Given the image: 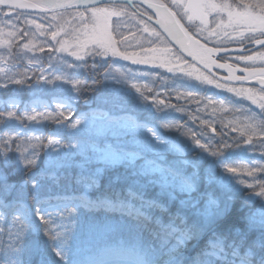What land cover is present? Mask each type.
<instances>
[{
  "label": "snow or ice",
  "instance_id": "6c2138e0",
  "mask_svg": "<svg viewBox=\"0 0 264 264\" xmlns=\"http://www.w3.org/2000/svg\"><path fill=\"white\" fill-rule=\"evenodd\" d=\"M0 6V17H7L0 19V36L5 35L7 28L9 41L7 52L0 53V88L22 86L13 89L7 108L0 109V264H34V258H38L35 264H264V176L256 175L257 171L264 173V167L254 165L245 170L243 175L249 180L217 171L222 168L226 173H238L237 167L227 162L242 144L264 148V79L259 81V90L222 82L251 78L235 76L236 71L264 74V66L235 67L213 59L221 51L231 50V45L219 42L222 32L232 38V33L223 31L228 27L239 35L241 45H264V0L235 6L228 0H202L198 4L171 0V11L163 4H151L158 17L159 10L165 9L166 15L157 21L163 31L145 24L143 30L155 39L141 49L155 52L157 48L151 45H159L162 51L171 53L160 61L137 59L135 52L128 51L124 44L127 36L119 30L120 19L113 21L109 30L112 16L124 15L137 24L143 23L138 17L146 13L134 0H0ZM22 9L34 11H18ZM37 11L51 13L40 17L49 21L47 28L27 19ZM208 16H212L211 26ZM21 19L34 24L36 32L20 28L17 21ZM197 19L199 24L195 23ZM185 20L187 23H183ZM242 26L253 34L245 37L239 31ZM37 34L44 39L37 42ZM25 37L26 42L19 45L18 41ZM184 41L199 50L201 67L188 65L183 59L181 52L192 54ZM173 42L180 45L179 50L173 51L169 46ZM209 43L212 47L207 46ZM37 52L46 55H36ZM257 57L264 61V51L236 55L233 59L254 61ZM120 61L166 68L173 74L168 79L178 85L175 99L197 104L195 113L203 110L199 97L205 90L199 85H212L250 100L260 112L217 93L206 94L205 99L216 105L213 113H232L227 123L223 116L202 120L186 106L165 104L159 94L149 105L144 93L151 89L140 81L153 73ZM213 67L226 68L228 76L217 78ZM89 69L92 74L85 77L83 73ZM97 69L103 70L100 81L95 78ZM98 83L103 85L105 101L126 113L118 117L100 114L104 120L100 125L96 123L97 113H78L75 109L80 93L98 90ZM23 87L31 90L32 98L21 108L15 96ZM173 113L186 115L192 124H199L194 128ZM26 120L34 123L25 125ZM41 121L54 127L45 132L43 126L37 127ZM217 122L221 129L229 131L217 133ZM208 128L213 135H208ZM92 131L132 136L130 149H109L96 156L105 167L123 166L126 174L114 176L107 185L110 194L95 201L82 195L62 194L61 186L62 180L69 184L73 179L77 184L85 180L83 176L73 178L70 170L83 169L85 163L91 162L83 137ZM233 131L238 136H230ZM165 132L178 135L173 139ZM225 136L229 139H223ZM92 150L95 152L94 146ZM188 152L195 153L194 158L188 159ZM169 155L172 159H168ZM202 162L208 167H202ZM103 170L97 168L87 177L88 187L97 186ZM119 184L127 185L123 193L116 187ZM153 187L159 191L149 195ZM241 188L248 191L237 207ZM82 208L119 212L121 221L105 225L103 231H127L132 238L98 245L90 233L85 242L76 227Z\"/></svg>",
  "mask_w": 264,
  "mask_h": 264
},
{
  "label": "rangeland",
  "instance_id": "374dc122",
  "mask_svg": "<svg viewBox=\"0 0 264 264\" xmlns=\"http://www.w3.org/2000/svg\"><path fill=\"white\" fill-rule=\"evenodd\" d=\"M165 5L168 7L169 4H171V0H161ZM185 2V0H184ZM215 2L220 3L221 0H215ZM229 3H231L233 6H235L236 3H254L256 0H228ZM170 11L171 9L168 8ZM26 9L18 10V11H24ZM215 15V13H213ZM227 19L226 13L222 14ZM33 17V21L35 23H41L44 25L45 28L48 27L49 21L47 19L42 20L40 17H47L50 15H43V14H36ZM144 17L148 18L149 15L145 14ZM141 19L140 17H138ZM0 19H7V17H0ZM28 19V18H27ZM70 19V17H69ZM120 19L122 21L120 32H122L125 36H127V40L124 42L125 46L128 47L129 52H135L137 59H149L151 58L154 61H160L165 57H168L171 55V53H166L160 49L159 45H151L152 47H156L157 51L155 52H148L145 53L142 51L141 46H148V41L155 39L154 37L149 35V32H145L143 30L145 24L150 26L146 21H143L142 24H137L135 19H130L127 16L121 15L119 17L112 16L111 20L109 21V30H111L112 22ZM29 20V19H28ZM154 22V18L152 19ZM207 20L209 21V26H211L210 22L212 20V16H208ZM183 23H187V21H183ZM17 24L20 28L24 29L25 31L31 29L32 32H36V29L34 27V24H26L23 19L20 21H17ZM199 24V23H197ZM154 28L150 26V29ZM5 35L0 36V53H5L8 50V38L6 36V33L8 31L7 28H5ZM223 31H226L228 33H232V38H229L228 36L223 35V32L221 33V36L219 37V42L225 46L231 45V47L234 46H242L239 41L240 37L239 35L234 32L232 27H228L224 29ZM239 31L244 32V36L247 37L248 35H251L253 33L245 31L244 27H240ZM255 35L259 36L260 33L256 32ZM44 37L39 36L37 34V42L40 40H43ZM212 39H216V37H213ZM27 40V37L24 39H21L18 41L19 45H23ZM201 43H204L203 40H201ZM243 45H251V43H245ZM170 46V45H169ZM208 47H212V44L209 43L207 45ZM171 47V46H170ZM13 51H16V48H13ZM264 51V50H262ZM22 55H28L31 56L33 53H22ZM36 55H46V53H40L37 52ZM66 55V54H65ZM250 55H256V52L254 54ZM8 60V58H5ZM71 59V57H69ZM227 62L233 65H236L237 67H241L244 65H248L251 68L259 69L260 67L264 66V61L260 60L258 57L254 61H240V60H234L233 58H228ZM17 64L21 63V60H16ZM122 64H127L128 67L131 68H147L149 72L153 73L151 76L146 77L145 79L141 80L140 83L142 85H146L147 88L151 89V91H145V95L148 96V103L149 105L152 102V99L158 95L159 99H163L165 101V104L172 103V104H179L181 106H186L189 110H192V113L199 116L202 120L209 121L212 120L216 116H223L225 117V123H227L228 119H231L232 113L230 112H212V108L216 107L214 104H208L207 100L205 99L206 94L210 93H217L222 97H231L233 100L237 101L238 103H241L248 108L253 109L256 113L260 112V109L257 107L256 104H253L250 100L244 99L242 97L236 96L233 93L222 91L221 89L214 88L212 85H199L198 81H192V83L199 85L201 89H204L205 91L201 92V95L199 97L200 99V105L199 107L203 110L195 113L194 110L197 108V104L191 103L187 100H176L175 99V93H172V85L171 81L172 79H168L172 77V73L168 72L166 68L157 67L154 68L150 64H141V65H133L131 61H120ZM23 64L27 66V60L23 61ZM188 64V63H187ZM191 65V64H188ZM5 67H7V64H5ZM0 75H3L0 73ZM150 79H154L151 81H147ZM22 86L18 85H9L8 88H0V109L7 108V101L10 98H13V89L21 88ZM250 88V87H249ZM166 89H168L170 92H167ZM165 90V91H164ZM16 99L19 100L21 104V108H23L24 104L31 102V90L27 87H23L21 91H19L16 96ZM257 98L259 101V92L257 91ZM47 99V97H45ZM207 105V107H205ZM53 108H55V104L52 105ZM163 107V106H161ZM75 109L78 113H97L98 119L96 121L97 125L103 124V116L100 114H107L109 117H118L121 115H125L126 113L117 105H114L110 102H106L103 98V85L102 88L97 96V100L94 103H88L84 105H79L77 101L75 102ZM42 110V109H41ZM29 112H31V108H29ZM173 115L179 117L181 119V122L186 124H191L192 127H197L199 124V121L196 122V124H192V121L188 118V116L183 115L181 113H173ZM235 115L239 116L240 113H236ZM243 119V117H241ZM25 125H29L34 122L25 121ZM44 127L45 132L51 131L54 127L50 122L48 121H41L40 125H37V127ZM216 132L219 133L221 130L228 132L229 130L227 128L221 129V124L219 122L215 123L214 125ZM208 132V135H213L212 129L208 128L206 129ZM28 135H39V133H28ZM165 135L169 138L175 139L177 137V133L175 132H165ZM230 136L236 137L238 136V133L233 131L230 132ZM228 136L223 137L227 138ZM219 139V137H217ZM85 143H86V154L88 157L91 158L90 163H85L84 168H72L70 170V173L73 178L77 176H83L85 177V180L77 184L75 183V180L73 179L72 183L69 184L67 181L62 180L61 186L63 188L62 194L67 195H77V196H84L86 199L90 201H95L98 198H102L106 194L102 195L99 192H109L107 189V185L109 184V181L116 175H123L126 174V170L123 166H116V167H105V165L96 160V156H98L101 153H104L108 151L109 149L114 150H128L130 149L131 145L129 141L132 140L131 135H123V134H113L112 131H106L100 134H97L95 131H92L90 133H85L83 137ZM180 139H183V137H180ZM93 146L95 147V152L92 150ZM183 146V145H181ZM246 149H251L250 151H245ZM198 151V150H197ZM264 152V148L256 147L253 149V146L251 144H242L239 149L234 150L233 157L227 162L229 166L235 165L237 169L239 170L238 173H226L223 171L222 168H218L217 171L220 172L223 175L226 176H238L239 178H242L244 180L251 179L250 177L243 175V172L247 169L252 168L254 165L258 167H264V157L261 156V153ZM195 153L188 152L187 158L192 159L194 158ZM76 159L79 161L81 160V157H76ZM168 159H172V156L169 155ZM202 166L205 167V163L202 162ZM97 168L104 169L103 172L100 174L98 178V184L97 186L88 187L87 183V177L92 176L95 173V170ZM257 177L264 176V173H261L259 171L256 172ZM117 188H122V193L124 190H126L127 185L126 184H119L116 185ZM66 189H69L67 192ZM246 189L241 188V191L237 193V200L242 201L245 197H239L242 191ZM159 191L158 187H153L149 190V195H155ZM236 200V201H237ZM31 202V201H30ZM258 206V204H257ZM173 210H175V206H173ZM108 215H119L121 217V214L117 211H107L103 208H96V209H80L78 212V218L76 220V227L78 231H81L82 233V239L85 242L89 241L90 233L92 235V239L95 244L98 245H104V244H110L109 241L112 239H115L114 243H119L121 241H129L132 237L129 232L127 231H121V230H112V231H103L104 226L111 223L116 224L118 222H115L116 220L109 219ZM119 222L121 220H118ZM97 230H100L99 232ZM146 238V236H145ZM111 243V244H114Z\"/></svg>",
  "mask_w": 264,
  "mask_h": 264
},
{
  "label": "water",
  "instance_id": "95a60500",
  "mask_svg": "<svg viewBox=\"0 0 264 264\" xmlns=\"http://www.w3.org/2000/svg\"><path fill=\"white\" fill-rule=\"evenodd\" d=\"M20 2H35V0H20ZM116 2H119V0H116ZM134 2L137 4H140L142 9L148 11L150 13V15L154 18V20H156V22H154L153 20H149L147 18H144V17H143V20L146 21L148 24H150L152 27H154L160 31H163V29L161 28V24L158 23L157 21L166 15L165 9L162 8L159 10L161 13V16L158 17L157 16V9L150 6L151 4H162V3L159 0H134ZM188 2H190L192 4H198V3H201L202 0H185V3H188ZM0 7H3V6H0ZM165 8H167V7H165ZM24 11L25 12H32L34 10L26 9ZM56 11L57 12H63V11H71V10L70 9L69 10L57 9ZM37 14L51 15L50 12L41 13L38 11H37ZM195 22L199 23V20L197 19V20H195ZM165 35H167V34L165 33ZM184 44L186 45V47L188 49L191 50L192 54L190 55L188 51L181 52L183 59L186 60L188 63H190L192 66L201 67V65L199 63V56H200L199 50L194 45H191L187 41H184ZM170 46L173 47L174 51L179 50V47H180V45L175 43V42H173V44H171ZM260 49H264V45H258V44L254 43L252 45L245 46L242 48L231 49L227 52L221 51L219 54L214 55L213 59H219L221 57H233L236 55H243L245 53L248 54V53H252V52H255L257 50H260ZM204 71H207V70H204ZM212 71L216 74L217 78L228 76V70L226 68L213 67ZM234 75L235 76H250L251 78L247 79V80H242V81L224 80L222 82L229 85V86H235V87H242L243 86V87L260 89L261 84L259 83V81L261 79H264V74L260 73L259 71H256L255 73H246V72L236 71V72H234Z\"/></svg>",
  "mask_w": 264,
  "mask_h": 264
},
{
  "label": "trees",
  "instance_id": "16d2710c",
  "mask_svg": "<svg viewBox=\"0 0 264 264\" xmlns=\"http://www.w3.org/2000/svg\"><path fill=\"white\" fill-rule=\"evenodd\" d=\"M33 17H36L37 18V16H29V17H27L29 20H32L33 21ZM226 62H227V59L225 60ZM228 63V62H227ZM103 70L102 69H97L96 70V74H95V78L98 80V81H100V80H102V76L99 74V73H101ZM90 74H92L91 73V69H89L88 71H85L84 73H83V75L85 76V77H87V76H89ZM151 80H154V79H150V80H147V81H151ZM171 83V85H172V93H175V87H176V83H174V81H171L170 82ZM96 89H98V90H93V91H84V92H82V93H80V95H79V97H78V99L76 100L77 101V103L79 104V105H86V104H88V103H94V102H96V100H97V96H98V94H99V92H100V90H101V88H102V84H100V83H98L96 86ZM257 90V89H256ZM165 91V90H164ZM166 91L167 92H170L168 89H166ZM0 94H2V93H0ZM225 140H228L229 139V137H227V138H224ZM202 167H204V166H202ZM208 167V164L207 163H205V167L204 168H207ZM67 190V192H69L68 190L69 189H66ZM121 191H122V188L120 189ZM247 191L248 190H244V191H242L241 192V194L239 195V197H242V196H246L247 195ZM100 194H102V195H104V194H106V195H108V194H110L109 192H99ZM236 206L237 207H239V201L237 200L236 201ZM109 219H113L114 218V220H116L115 222H119L118 220H121V217H119V215H108L107 216ZM126 219V218H125ZM145 236L147 235V234H144ZM32 237H29V239H31ZM5 239H6V237H5ZM35 261H38V258H34V264H35Z\"/></svg>",
  "mask_w": 264,
  "mask_h": 264
},
{
  "label": "bare ground",
  "instance_id": "6f19581e",
  "mask_svg": "<svg viewBox=\"0 0 264 264\" xmlns=\"http://www.w3.org/2000/svg\"><path fill=\"white\" fill-rule=\"evenodd\" d=\"M165 7H167L166 5H165V3H163L161 0H159ZM168 8V7H167ZM133 11H135V10H133ZM141 11H144L147 15H150V13L148 12V11H146V10H144V9H142L141 8ZM150 25V24H149ZM151 26V25H150ZM198 52V51H197ZM217 62H218V59H215ZM186 61V60H185ZM178 87V85L176 84V87L175 88H177Z\"/></svg>",
  "mask_w": 264,
  "mask_h": 264
},
{
  "label": "flooded vegetation",
  "instance_id": "af4514ba",
  "mask_svg": "<svg viewBox=\"0 0 264 264\" xmlns=\"http://www.w3.org/2000/svg\"><path fill=\"white\" fill-rule=\"evenodd\" d=\"M252 44V43H251ZM234 47H237V46H234ZM226 59H224V60H218V62H220V63H226V64H230V63H227L226 61H225ZM233 65V64H232ZM235 67H237L236 65H234Z\"/></svg>",
  "mask_w": 264,
  "mask_h": 264
}]
</instances>
